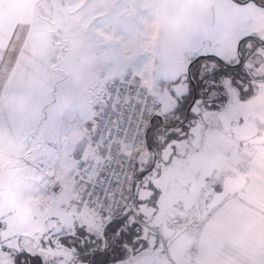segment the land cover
<instances>
[{
    "label": "rangeland",
    "instance_id": "374dc122",
    "mask_svg": "<svg viewBox=\"0 0 264 264\" xmlns=\"http://www.w3.org/2000/svg\"><path fill=\"white\" fill-rule=\"evenodd\" d=\"M4 1L6 0H0V9L6 4ZM18 1L23 5V0ZM8 3L10 8H15L17 4L16 0H8ZM38 9L49 10L48 15L51 16L53 24H56L55 27H62V34H57L60 39L56 42H62L69 47L71 41L75 44L76 37L86 41L87 27L90 23L93 25L96 20V32H99V35L96 33L95 38L99 37V46L102 48L107 45L111 48L113 57H116V51L121 49L122 57L124 55L126 59L121 60L120 66L115 65L119 59H112L110 72L99 75L97 72L90 73L93 64L89 56L87 60L82 58L75 62L79 63L78 66L70 64L72 58L67 60L65 65L51 58L50 62L53 66L56 65V73H53L51 68V71H47V77L48 81L54 80L55 83L43 91L45 96L40 99L38 111L35 107L36 101L32 104L30 102L32 100L29 97L32 96L28 87L23 91L28 92V97L22 101L18 100L19 107L16 111L6 109L0 116V264L20 263L23 253L29 254L35 260L40 259L43 264H70L73 261L72 253L54 245V233L74 228L79 235L91 239L100 232L105 221V218L95 215L91 210H77V187L72 182L64 183V191L60 195L48 191L50 199L47 195L44 196L47 197V202L42 199L43 196H39L36 185L42 180L44 173L32 180L27 168L30 165L39 168L41 162H25V151L24 155L16 153L22 149L14 144L10 137L18 133L14 130L17 125L15 120L19 121V116L15 115L17 111L21 114V120H25L23 126L32 127L33 140L39 142L40 146L49 144L52 149L51 145L57 144L61 147L60 154L80 156L83 149L91 145L99 120V107L106 97L109 83L128 71L138 72L143 65L142 59L148 57L147 74L151 83L159 88L153 93L156 102L151 109L152 115L159 112L169 113L176 110L191 92L188 68L197 55H214L226 65L233 66L237 65L239 43L247 34L258 32L256 35L264 41V6L255 2L239 4L233 0H40ZM146 40L152 48L150 54L143 50L144 46H147ZM139 47L143 48L139 50ZM259 51L263 59H245L243 65L238 68L211 66L205 62L202 69H208L205 75L209 74L211 79L206 80L199 89V99L191 112L192 118L186 123L178 122L172 128L163 130L164 147L156 150V168L138 182L148 191L145 195L144 191L141 195L139 190L135 191V212H131L129 218L121 223L126 226L129 224L123 231L124 246L138 250L141 247L135 242L140 235L133 233L132 227L135 226L142 229L143 239L148 238L156 243L157 249L154 251L159 258L154 264H196L194 254L197 245V224L175 237L176 232L167 225L174 218L172 211L171 216L165 214L169 210L164 211V206L158 215L156 214L158 222L152 221L154 204L158 201L160 193L159 186L165 188L168 184L165 188L166 198L170 203L173 200L172 205L179 208L178 214L175 213L174 216L177 215L176 225L181 230L190 221L179 214L181 207L188 201L197 199L196 206L205 203L213 205L227 197L230 189H258V183H253L250 179V163L245 164L242 159L245 155H250L258 145L242 147L241 144L254 137L256 130L263 129L264 122L260 119L240 125L245 119L242 118L238 120L236 127L228 122L222 123L223 167L217 170L215 175L211 167L209 171H199V164L192 155L195 152L184 154L180 161L177 160V155L183 154L181 150L184 151L182 148L179 152L180 140L187 141L188 146L195 149L193 151L202 147V144L197 146L199 135L194 127L207 113L198 115L197 108L201 107V104H211L215 107L216 103H227L221 107L224 109L230 103L236 104L256 91L258 80L264 79L263 75L257 76L259 71L256 69L264 65V47ZM79 54L85 53L81 51ZM100 54L98 60H102ZM134 62L136 64H133ZM125 67V72L112 78L114 71ZM245 72L250 78H245ZM21 98L22 96L18 99ZM23 106H27L25 111L20 109ZM41 106H44V109ZM30 117L33 119L31 123ZM56 128L59 131L67 129L66 133L72 134V137L61 143L52 141ZM151 145L153 146L152 143ZM49 157L50 160L46 163L42 161L44 168L55 166L56 152ZM150 159V152L147 149L142 150L138 156L137 169L142 171L146 168ZM167 161L173 163L170 168L180 163L176 172L168 175V182L163 180L164 171L168 167L165 166ZM190 174L195 180L198 179L191 180L193 184L187 183ZM182 189L203 190L200 196H195L185 194ZM176 192L180 193L175 194ZM196 215L198 216L199 212L191 218H196ZM139 220L144 226L140 225ZM111 251L106 254L107 258H110ZM137 257V260L134 258L120 261L122 264H142V261L138 262L139 255ZM94 258L97 259L98 255L86 256L77 264H88Z\"/></svg>",
    "mask_w": 264,
    "mask_h": 264
},
{
    "label": "crops",
    "instance_id": "0c3cea01",
    "mask_svg": "<svg viewBox=\"0 0 264 264\" xmlns=\"http://www.w3.org/2000/svg\"><path fill=\"white\" fill-rule=\"evenodd\" d=\"M39 1L23 0V5H21L19 4L21 1L16 0V10L13 7L10 8L11 5L6 0L4 1L6 4L0 9V116L4 114L6 109L7 111L13 109V111H16L15 109L19 107L18 100L22 101V99L28 97V92H23L28 87L30 89L29 93L32 96L29 97L32 100L30 102L32 104L34 100L36 101L35 107L38 111L40 99L45 96L43 91H46V87L50 88L55 83L54 80L48 81L47 77V71H51V68L54 70L52 72L56 73V65L53 66L54 64L50 62L51 58H54V61H59L60 64L64 63V65L67 60L72 58L70 64L73 65L74 63V65L78 66L79 63L76 64L75 62L82 58H86L87 60L89 59L87 56H89L92 58L90 62L93 64L90 68V73L97 72L99 75L110 72L112 59H119V62L115 64L117 66H120L121 60L126 59L124 55L122 57L123 53L121 54V49H118L116 57H113L111 48H108L107 45L102 48L99 46V37H97L98 40L95 38L97 33L96 20H94L93 25L90 23L87 27L86 41L83 38L79 39V37H76L75 44H72V41L70 42V48L62 42H56L60 39L57 34H62V27L58 29L55 27L56 24H53L54 22L50 20L51 16L48 15L49 10L38 9ZM19 6L20 8H18ZM103 24H105L104 20ZM257 33L247 34L246 37L256 35ZM97 34L99 35V32ZM102 35L104 37L103 33ZM146 42L147 46H144V48L139 47L138 49L141 50L143 48L146 54H150L152 48L148 44L149 41L146 40ZM247 47L249 48L248 45ZM81 51L86 55L79 54ZM101 52L102 54H100ZM98 53L102 60H98ZM141 58H143V55ZM146 59H142L143 65L142 67L139 66L141 68L136 73L144 78L146 85L154 93L159 88L157 85L151 83V79L147 74L149 61ZM124 63L127 64L126 61ZM133 64L136 63L134 62ZM127 67L114 71L112 78L117 74L125 72ZM256 69L259 71L257 76H264V65L256 67ZM258 81V88L255 89L254 93H250L246 98L243 97L236 104L230 103L224 109L221 108L220 104H216L215 107L211 104L205 106L201 104V107L197 108V113L202 116L204 112H207V117L205 114V117L200 120L199 124H195L194 127L199 135L197 146L202 144V147L193 151L195 149L193 147L190 148L187 141L180 140L179 152L182 148L184 151L181 150L183 154L177 155V160L180 161V158L188 152H195L192 155H194L199 164V171H209L208 169L211 167V171L215 175L217 170H221L223 167L221 142L224 136L222 123L227 124L228 122L236 127V123H238L239 119L242 120V118L245 119L242 120V123L240 122V125L252 122V120L256 121L257 119L264 122V79L262 78ZM22 92L23 94L21 95ZM20 96L22 98L18 99ZM42 102L44 101L42 100ZM41 104L43 105V103ZM26 107L23 106L20 109L25 111ZM41 107L44 109V106ZM17 113L19 112L17 111ZM17 113L15 115L19 116V121L15 120L17 125L14 127V130L18 131V133L10 137L14 141V144L22 149L20 150L21 152L18 150L16 153L24 155L23 152L25 151L24 153L27 155L25 162H35V164L37 163L36 161L41 162L39 163V168L34 165H30L27 168L30 172V179L34 180L43 175L44 165L42 161L46 163L50 160L49 155L53 154L54 150L49 148V144L40 146L39 142L33 140L34 132L31 130L32 127L23 126L25 120H21V114ZM35 113L37 114V112ZM235 113H238V115H235ZM31 119L30 117V123L33 121ZM66 132L67 129L59 131L56 128L51 140L60 143L63 140L66 141L72 137V134ZM259 134L264 135V127L261 130L255 131V136ZM23 147L25 148L24 150ZM244 157L242 158L243 162L245 161V164L250 163L249 172L250 177L252 176L250 179L253 183H258L256 186L258 189H230L227 192L228 196L221 199L218 204L207 205L205 203L196 206V199L192 202L188 201L184 207H181L179 214L186 220L190 219L184 225L183 230L186 231L190 226L197 224V232L195 233L197 245L194 254L196 264H264V145H258L250 155H245ZM167 163L165 166L168 167L164 171L163 180H167L168 175L176 172L177 166H180V163H174L176 166L170 168L173 163H170V161H167ZM191 180H195L192 174L189 175L187 183L193 184ZM35 183L37 182L35 181ZM158 188L160 193L157 197L158 201L154 204L152 221L158 222L156 216L164 206V211L169 210L165 214L170 215L172 211L174 221H170V223H175L177 215L174 216V214L177 213L179 208L172 205L173 200L171 203L167 201L165 188L160 186ZM136 190H139L140 195L142 194L141 192L144 191L145 195V192L148 191L144 189L141 183H137L135 186ZM182 190L187 195L194 194L195 196H200L203 189ZM178 193L180 192H176L175 194ZM44 196L42 199L47 202L45 199L48 195L46 198ZM48 199L50 198L48 197ZM198 212L199 215H196V218H191L195 213L198 214ZM138 255V262L142 261V264H154L159 258V255L155 251H145ZM138 255L134 257L136 260Z\"/></svg>",
    "mask_w": 264,
    "mask_h": 264
},
{
    "label": "built area",
    "instance_id": "2783aa9c",
    "mask_svg": "<svg viewBox=\"0 0 264 264\" xmlns=\"http://www.w3.org/2000/svg\"><path fill=\"white\" fill-rule=\"evenodd\" d=\"M155 102L152 90L135 71L113 79L99 107L90 147L75 156L62 155L61 147L51 145L56 163L53 168H44L36 185L39 196L48 191L60 195L64 183L72 182L77 187L79 212L91 210L109 219L124 211L129 205L131 181L139 171V153L149 142L147 131Z\"/></svg>",
    "mask_w": 264,
    "mask_h": 264
},
{
    "label": "flooded vegetation",
    "instance_id": "af4514ba",
    "mask_svg": "<svg viewBox=\"0 0 264 264\" xmlns=\"http://www.w3.org/2000/svg\"><path fill=\"white\" fill-rule=\"evenodd\" d=\"M251 36H253V38H248V37H250V36H248L243 40L242 51H241L240 55H239L238 49H237V55H236L237 64L240 61L239 60L240 57L243 59V63H244L245 59H248V58H256V57L262 58L259 50L263 45H260L258 43L259 40H261V38L255 34L251 35ZM247 44H248L249 48L247 47ZM198 56L199 55H197L196 57H198ZM211 56H213V57L200 61L201 67L199 68L200 69L199 72H200L201 78H203L208 71V69H206V68L202 69V66L205 62H208L211 66L212 65L224 66V64H223L224 62L221 61V59H219L218 57H216L214 55H211ZM233 66H235V65H233ZM224 67H226L228 69H233V68H229L227 66H224ZM244 74H245L244 75L245 78H247V79L250 78L248 73L245 72ZM193 75H194V72L192 74V78H193ZM193 80H194V78H193ZM192 91H193V89H192ZM197 92H198V88H197ZM192 97H193V95H192ZM198 99H199V93H198L197 101H198ZM216 104H219V103H216ZM225 104H227V103H225ZM225 104L220 105V106L223 107V106H225ZM155 115H159L163 119L160 120L157 118L154 120L153 128H152L151 134H150V141H151L150 143L153 144V146L156 150H159L160 148L163 149V147H164V146H162V142L164 143V141H165V134L163 133V130L168 129V128H172L178 122L182 123L181 122L182 120H180V118H179L177 108H176V110L171 111L169 113L159 112V113H156ZM152 133H153V137H152ZM150 164H151V159H150L149 165L146 168H144L143 170L147 169L150 166ZM128 218H129V215L124 217V218L117 219L116 221L112 222L106 228V230H105V245H103V241L101 238V230H102L105 222L108 219H105L104 224L100 229V232L95 237H93L91 239L86 238L82 235H79L77 231L73 230L74 228H72L71 230L69 229L67 231L60 230L57 233L55 232L54 233L55 234L54 243H55V240L57 237H59V240L54 245L56 247L62 246L61 248L66 249L67 251H69L68 248L76 250L78 252L77 254H74L71 252L73 255V259H72L73 261L78 258L79 259L78 262H80V260L82 258H85L86 256L91 257L94 255H98L97 259H95V258L93 260L91 259L88 264H122L121 259H123V261H129V260L133 259L136 255L141 254L142 252L154 251V249L156 250L157 249V247H156L157 245H155L156 243L151 242L148 238L143 239L141 237L142 229L141 228L139 229V227H137V226L132 227V225H130V227H132L133 233L134 232L136 234L140 233V235L138 236L139 238L137 240H135V242L138 245H140L141 247L138 250L137 248H131L130 246H124L125 244H124V238H123V231L126 228H128L129 224L126 226L124 224L122 225L121 223L124 222ZM171 221H174V219H172ZM178 221H180V219ZM116 224H117V226L115 227L114 225H116ZM176 224H177V222H175V223L169 222L168 226L171 230H173L174 232H177L178 230H181V228L178 227ZM64 247H66V248H64ZM110 250H112L110 253V258H107L106 254ZM23 255H21L22 257H20L21 262L20 263L18 262V263L19 264H31L29 261V254L23 253ZM107 259H109V261ZM73 261L70 264H72Z\"/></svg>",
    "mask_w": 264,
    "mask_h": 264
},
{
    "label": "water",
    "instance_id": "95a60500",
    "mask_svg": "<svg viewBox=\"0 0 264 264\" xmlns=\"http://www.w3.org/2000/svg\"><path fill=\"white\" fill-rule=\"evenodd\" d=\"M233 1H235V2H237L239 4H247V3H250V2H255V3H257V4L261 5V6H264L258 0H243V1H241V0H233ZM248 38H253V36H250ZM242 43H243V40L239 43V47H238V53H239V55L241 54V51H242ZM258 43L260 45H263L264 46V41L259 40ZM212 57L213 56H211V55H199L198 57H196L191 62L190 66L188 68V78H189V80L191 82V86H192V89H193V97H192V100H191V102H190V104H189V106L187 108L186 118H185L184 121H181L182 123H186L189 120L190 115H191V112H192V110H193V108H194V106H195V104L197 102V98H198L197 86H196L195 81L192 78V68H193V66L196 63H198V62H200L202 60L208 59V58H212ZM239 60H240L239 63L237 65H235V66L226 65L225 63H223V64L225 66L229 67V68H238V67H240L243 64V59L241 57H240ZM157 118L160 119V120L163 119L159 115H153L152 116L151 122H150L149 127H148V131H147V138H148L149 142H148L147 147H144L143 148V150L147 149L150 152V154H151V164H150V166L147 169L143 170L140 174L136 175L132 179L131 185H130V190H129V205H128V207H126V209H124V211H122L119 215H116V216H114L112 218H109L105 222V224H104V226H103V228L101 230V238H102V241H103V245H105V230H106V228L112 222L116 221L117 219H121V218H124V217L130 215V213L132 211V207H133V205L135 203V199H136V197H135V186H136V184L138 182L142 181L145 177H147L156 168L158 155L156 153V149L150 143V134H151V130L153 128L154 120L157 119ZM254 145H264V135L263 134L256 135V136L252 137L251 139H249V140H247V141H245V142H243L241 144L242 147L254 146ZM183 231H184L183 229L182 230H178L176 232L175 237H177L178 235H180ZM58 240H59V237L56 238L54 244H56V242ZM58 247L61 248L62 246H58ZM64 248H66V247H64ZM68 250L70 252L74 253V254H77L78 253L76 250H73V249H69L68 248ZM78 260H79L78 258L75 259L72 264H76L78 262Z\"/></svg>",
    "mask_w": 264,
    "mask_h": 264
},
{
    "label": "trees",
    "instance_id": "16d2710c",
    "mask_svg": "<svg viewBox=\"0 0 264 264\" xmlns=\"http://www.w3.org/2000/svg\"><path fill=\"white\" fill-rule=\"evenodd\" d=\"M258 1L264 5V1L263 0H258ZM200 67H201V63L199 62V63H196L193 66V68H192V74L194 72L193 78H194V80L196 82V85H197V88H198V92H199L200 87L203 85V83L206 80H210L211 79L209 77L210 76L209 74L205 75L203 78L200 77V72H199V70H200L199 68ZM218 77H221V76L218 75ZM206 78H208V79H206ZM217 80H218V78H217ZM192 95H193V91H192V86H191V92H190V94L187 97H185L184 100L177 107V111H178L180 120H185V118H186L187 108H188V105L191 102ZM192 116H193V113L191 114L190 119L192 118ZM139 173H141V171L138 172L137 174H139ZM20 257H22V256H20ZM29 261H30L31 264H43L42 261H40V259H36L35 260V258L31 257L30 255H29Z\"/></svg>",
    "mask_w": 264,
    "mask_h": 264
}]
</instances>
